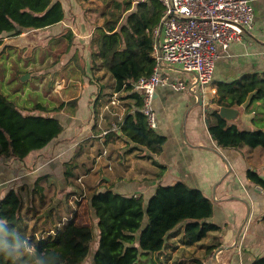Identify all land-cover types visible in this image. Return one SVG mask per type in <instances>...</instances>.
<instances>
[{"label": "crops", "instance_id": "1", "mask_svg": "<svg viewBox=\"0 0 264 264\" xmlns=\"http://www.w3.org/2000/svg\"><path fill=\"white\" fill-rule=\"evenodd\" d=\"M58 1L63 5L65 20L47 29L60 28L45 43L72 31L74 46L61 52L65 58L63 68L71 65L78 72L67 83L63 82L60 90L65 91L60 101L47 104L60 106L77 100L78 106L75 112L64 108L54 115L64 130L44 149L23 161L0 157V200L11 190L21 195L28 190L33 196L30 202H24L23 217L39 239L45 222L52 223L54 219L57 227H61L68 220L65 208L68 198L77 200L76 205L80 206L79 211L72 209L71 220L77 225L92 226L86 220L88 214L85 217L82 211L84 206L79 205L92 192L112 189L126 197L142 196L147 205L159 186L182 182L210 200L209 222L220 230L199 243L187 245L182 238L185 223H181L168 238L173 244L167 250L170 260L195 255L185 262L253 264L263 257L264 189L252 182L247 173L256 172L264 179V148L221 149L208 130L207 116L212 111L209 107L215 106L218 84L264 75V0H249L254 26L245 32L241 41L231 43L226 51L220 49L213 82L204 96L200 98L189 89L176 92L170 87L157 88L155 132L166 140L161 154H153L130 141L120 129L126 117L137 111L132 93H116L115 80L101 66L95 68L94 74L90 70L95 50L92 39L95 28L103 23L98 22L103 20L102 13L96 14L88 7L90 3L81 0ZM76 54L80 56L78 66L71 61ZM82 68L86 69V76L82 75ZM178 72L182 73L177 68L164 69L172 79L190 86L193 76ZM236 109L240 115L234 123L244 130L253 129L252 115L245 113V106ZM38 180L42 189L33 193ZM53 202L57 205L46 209ZM216 240L220 248L205 257L206 247ZM160 260L164 264V255Z\"/></svg>", "mask_w": 264, "mask_h": 264}, {"label": "trees", "instance_id": "2", "mask_svg": "<svg viewBox=\"0 0 264 264\" xmlns=\"http://www.w3.org/2000/svg\"><path fill=\"white\" fill-rule=\"evenodd\" d=\"M100 1L106 9L101 14L102 25L94 30L92 43L95 50L91 55L90 70L94 74L95 68L101 66L115 80L116 93H132L137 111L126 117L121 131L130 141L153 154H161L166 140L149 127L146 117L139 111L143 102L140 95L133 92V85L154 71L155 32L165 8L159 0ZM64 20L65 11L58 0H0V47L6 36L18 37L29 31L39 33ZM72 35V31L59 35L49 45L54 49L62 47L64 53L63 48L74 46ZM6 48L8 46L4 50ZM78 57L76 54L71 59L76 65ZM68 67L64 69L69 80L78 71L71 65ZM19 72L26 73L20 69ZM81 73L86 76V69L82 68ZM217 96L214 103L218 107L245 106V113L252 115L253 124V129L244 130L212 110L207 116L208 130L218 147L225 150L264 148V75L245 76L230 84H218ZM77 106V100L52 107L41 101L21 108L10 95L0 93V157L23 161L44 149L64 130L54 115L64 108L75 112ZM26 113L36 115L25 116ZM247 176L264 189V179L259 174L249 172ZM40 189L38 180L33 193ZM89 204L94 215L93 227L77 225L70 220L53 229V234L49 231L36 239L22 216L23 196L11 190L0 200V220L7 223L12 233L29 241L32 249L16 255L0 251V264H33L34 255L44 256L47 264H162L161 255L166 261L170 259L167 250L173 244L168 242L169 235L181 223H185L182 238L187 245L199 243L220 230L209 222L210 200L201 191L182 182L159 186L147 205L142 196L126 197L112 189L95 191ZM4 239L15 243L12 234ZM220 246L218 240L212 242L206 247L205 257ZM92 253V260L88 261ZM183 260V257H177L174 264H183ZM253 264H264V256Z\"/></svg>", "mask_w": 264, "mask_h": 264}, {"label": "built area", "instance_id": "3", "mask_svg": "<svg viewBox=\"0 0 264 264\" xmlns=\"http://www.w3.org/2000/svg\"><path fill=\"white\" fill-rule=\"evenodd\" d=\"M164 6L161 24L155 32L152 57L156 61L153 73L133 85L143 106L139 111L151 129L157 128L154 101L158 87H170L176 92L189 89L200 98L213 82L220 49L241 41L254 26V11L249 0H159ZM165 68H177L193 76L186 86L164 73ZM62 89V85L57 86ZM121 129V127H120ZM51 234L54 231H50Z\"/></svg>", "mask_w": 264, "mask_h": 264}, {"label": "rangeland", "instance_id": "4", "mask_svg": "<svg viewBox=\"0 0 264 264\" xmlns=\"http://www.w3.org/2000/svg\"><path fill=\"white\" fill-rule=\"evenodd\" d=\"M81 1L87 4L90 3L91 5H88V7L93 8L96 14L97 13L101 14L106 9V7H104L103 5V2L100 0H81ZM96 14L94 16L95 19L98 18ZM103 21L104 20L100 19L98 22L101 23ZM59 30L60 28H55L54 30L45 29V30H41V32L39 33L36 31L25 32L23 34L26 35L21 39L20 43L18 42V45L15 44L12 46H8V48H6L5 50L4 47L3 50L5 53L2 54L3 50H1V48L6 43L17 40L23 34L18 37L6 36L4 38V44L0 47V82L3 85V86L0 85V93L10 95L11 98L21 108L29 107L30 103L33 104L35 102H41V101L46 102V104L47 103L50 104V102L51 103L58 102L63 96V91L65 90H60L57 88L58 85H62L63 82L68 81L67 79L68 73L63 68L65 58H63V54L61 53L62 47L60 49H54L51 48L49 42L47 44L45 43L49 38V36L59 32ZM19 69L26 71V73L22 74L21 73L22 71L18 73ZM180 74L185 75V73H180ZM26 75H28V77L24 82H22L21 77ZM101 185L102 183L100 184V186ZM75 186L76 185H74V187ZM93 193L94 192H92V194ZM22 195H23V199L25 198L24 202L25 200H28V202H30L29 198L33 196V195L31 196L28 193V190L23 191ZM70 195L71 194H69V196ZM90 197L91 195H89L87 199H83L82 203H80L79 205L84 206L81 207L83 208L82 211L84 212L85 217H87L86 213L88 214L89 217V218L87 217L86 220L89 224L94 226V220L89 204ZM79 198L81 199L82 196H80ZM65 202L67 203V206L65 208L66 211L68 212L67 215L68 220L65 222L67 223L68 221L71 220V214L74 211V210L72 211V209L75 210L78 209L79 211L80 206L76 205L77 200H69L68 198V200H66ZM53 205H57L56 202H53V204L51 203L50 206H48L46 209H49V207L53 208ZM24 213H26L25 210L22 211V216L24 215ZM77 217L78 215L76 216V220ZM79 218L82 217L79 216ZM80 221H84V219ZM51 222L52 223L45 222V224L41 226V230L43 233H48L49 231L57 227V223H54V219ZM36 226H38V224ZM96 236H97V231H96ZM92 257H93V253L90 255L88 261H91ZM193 257L196 256L195 255L194 256L190 255L188 257L184 256L183 257L184 263H186L185 260L189 261V259ZM164 264H174V259L172 260L168 259L167 261H164Z\"/></svg>", "mask_w": 264, "mask_h": 264}, {"label": "clouds", "instance_id": "5", "mask_svg": "<svg viewBox=\"0 0 264 264\" xmlns=\"http://www.w3.org/2000/svg\"><path fill=\"white\" fill-rule=\"evenodd\" d=\"M15 236V243H10L5 237L8 235ZM32 249V245L29 241L21 239L18 235L11 232L7 223L3 220H0V251L5 252L8 255H16L20 252L30 251ZM33 264H47V259L44 256L34 255Z\"/></svg>", "mask_w": 264, "mask_h": 264}, {"label": "water", "instance_id": "6", "mask_svg": "<svg viewBox=\"0 0 264 264\" xmlns=\"http://www.w3.org/2000/svg\"><path fill=\"white\" fill-rule=\"evenodd\" d=\"M24 36H21V37H19L17 40H14V41H12V42H8V43H6L2 48H1V50H3V48L5 47V46H12V45H18V42L20 43V41H21V39L23 38ZM28 77V75H26V76H23V77H21V81L22 82H24L25 80H26V78ZM209 110L211 111V110H214V111H218V113H219V115L222 117V118H224V119H226L227 121H229V122H234V121H238V118H239V115H240V112H239V110L238 109H236V108H226V107H218V106H210L209 107ZM208 110V111H209ZM36 114L35 113H26L25 114V116H35ZM38 116H40L41 115V113H38L37 114ZM207 124H209L208 123V120H207ZM218 253V252H217ZM214 259H216V256L214 257Z\"/></svg>", "mask_w": 264, "mask_h": 264}]
</instances>
